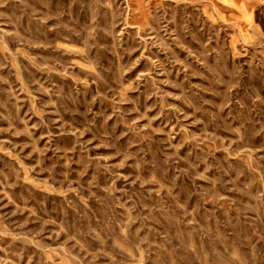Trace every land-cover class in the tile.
<instances>
[{"label": "rangeland", "instance_id": "rangeland-1", "mask_svg": "<svg viewBox=\"0 0 264 264\" xmlns=\"http://www.w3.org/2000/svg\"><path fill=\"white\" fill-rule=\"evenodd\" d=\"M0 264H264V0H0Z\"/></svg>", "mask_w": 264, "mask_h": 264}]
</instances>
